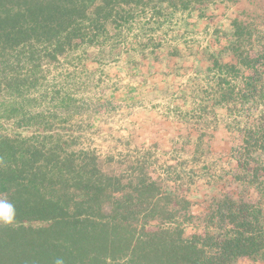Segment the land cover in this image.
<instances>
[{"label": "trees", "instance_id": "obj_1", "mask_svg": "<svg viewBox=\"0 0 264 264\" xmlns=\"http://www.w3.org/2000/svg\"><path fill=\"white\" fill-rule=\"evenodd\" d=\"M95 1L0 0V92L30 91L31 74L22 72V57L31 62L37 44L55 58L75 38H84L97 25L98 18L87 15ZM241 32L233 33L229 48L236 63L252 73L242 76V86L223 88L224 78L219 86L222 99L249 102L262 74L257 60L240 49ZM222 65L229 73L239 71L236 64ZM14 103L0 101V114L27 125L31 117ZM262 126L258 139L254 129L244 131L245 147L219 175L207 161L200 163L206 150L199 144L191 150L190 167L169 164L157 174L143 160L118 173L105 169L94 152L72 150L74 141L46 124L27 137L0 134V199L16 209L12 224L0 223V264L264 262L262 202L231 189L225 178L231 172L238 182L249 172L248 180H256L259 170L249 168L254 157L248 146L253 140L259 144L253 152L264 153Z\"/></svg>", "mask_w": 264, "mask_h": 264}, {"label": "rangeland", "instance_id": "obj_2", "mask_svg": "<svg viewBox=\"0 0 264 264\" xmlns=\"http://www.w3.org/2000/svg\"><path fill=\"white\" fill-rule=\"evenodd\" d=\"M174 1L96 0L87 10L88 17L98 18L96 27L87 29L84 38H75L72 47L51 58L36 44L31 62L25 63L23 57L21 60L22 72L30 70L31 90L15 96L0 92V101H14L31 120L17 126L14 118L0 114V134L27 137L34 130L38 134L46 124L54 133L74 141L72 150L92 151L105 169L118 173L130 163L143 160L149 171L157 174L169 164L190 167L191 150L196 144L206 150L200 163L207 161L215 175L222 173V166L234 165L233 157L245 147L244 131L254 129V139H258L259 127L264 125V95H257L258 90L264 93V28L261 23L259 32L242 33L238 43L257 60L254 65L262 74L250 98L253 100L222 99L218 81L225 79L223 88L227 84L242 86V76L252 70L236 63L229 48L233 33H168L177 25ZM94 10L96 15H92ZM151 11H157L155 15L161 21L159 25L152 21L160 31L153 40L165 47L164 52L173 54L171 59L170 54L163 55L159 68L165 72L170 63L175 71L168 80L159 78V73L157 81L146 79L147 88L141 48L146 37L140 28ZM210 47L213 55H204V48ZM193 54L197 71L189 58ZM206 61L212 63V72L205 71ZM215 61L223 66L222 75ZM231 63L240 72L229 73L222 65ZM154 83L158 85L154 87ZM258 145L252 140L248 146L254 157L249 168L259 170L256 180H248L249 172L240 174L238 182L231 172L225 178L231 189L251 195L253 202L260 200L264 211V153L253 152ZM240 264L259 263L242 259Z\"/></svg>", "mask_w": 264, "mask_h": 264}, {"label": "crops", "instance_id": "obj_3", "mask_svg": "<svg viewBox=\"0 0 264 264\" xmlns=\"http://www.w3.org/2000/svg\"><path fill=\"white\" fill-rule=\"evenodd\" d=\"M140 4L136 5L139 6ZM172 5L173 11L176 12L177 25L175 26V31H169L168 33H235L236 30H243L241 33H255L259 32L261 26L264 28V0H176ZM155 13L157 11L153 13L151 11V14L149 13L145 17L147 23L143 21L140 28V33L146 37L141 45L145 67L144 72H142L143 81L147 79L152 82L157 81L158 73L161 74L159 78L168 80L173 77V72L175 71L170 63L166 64L165 72L162 71V67L159 68V60L162 59L163 55L170 54L168 58L171 59L173 54L164 52L166 50L164 49L165 47L153 40L155 33H160V31L157 30V26L152 21L156 20L157 25L161 22L159 21L160 16H156ZM193 47L195 49V46ZM207 52L211 56L213 48H204V55L207 56ZM191 55L189 58L194 62L193 70L197 71L195 54H193L192 59ZM180 57L181 54L178 57L179 60L181 59ZM207 64L205 71L212 72V63L207 62ZM184 68H179V71L182 72ZM218 74L222 75L220 72ZM143 83L149 88L148 81ZM217 83L220 82L218 81ZM156 84L158 85V83H154L153 86L155 87ZM259 264H264V262Z\"/></svg>", "mask_w": 264, "mask_h": 264}, {"label": "clouds", "instance_id": "obj_4", "mask_svg": "<svg viewBox=\"0 0 264 264\" xmlns=\"http://www.w3.org/2000/svg\"><path fill=\"white\" fill-rule=\"evenodd\" d=\"M16 217V209L12 203L0 199V223L12 224ZM56 264H63L62 260H57Z\"/></svg>", "mask_w": 264, "mask_h": 264}]
</instances>
